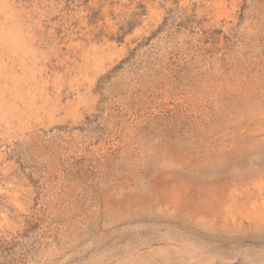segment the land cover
<instances>
[{"label": "rangeland", "instance_id": "1", "mask_svg": "<svg viewBox=\"0 0 264 264\" xmlns=\"http://www.w3.org/2000/svg\"><path fill=\"white\" fill-rule=\"evenodd\" d=\"M0 264H264V0H0Z\"/></svg>", "mask_w": 264, "mask_h": 264}]
</instances>
